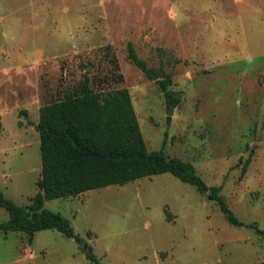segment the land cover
<instances>
[{
  "label": "rangeland",
  "instance_id": "rangeland-1",
  "mask_svg": "<svg viewBox=\"0 0 264 264\" xmlns=\"http://www.w3.org/2000/svg\"><path fill=\"white\" fill-rule=\"evenodd\" d=\"M128 43L169 74V116ZM82 75L95 91L127 90L146 151L189 162L242 225L162 173L45 201L79 244L0 232V264H264L246 226L264 231V0H0V192L15 205L37 192V109Z\"/></svg>",
  "mask_w": 264,
  "mask_h": 264
},
{
  "label": "trees",
  "instance_id": "trees-1",
  "mask_svg": "<svg viewBox=\"0 0 264 264\" xmlns=\"http://www.w3.org/2000/svg\"><path fill=\"white\" fill-rule=\"evenodd\" d=\"M126 59L147 80H159V88L167 104L177 98L167 87L169 74L159 65L147 67L131 44L126 45ZM120 78V77H119ZM18 124V123H17ZM34 130L38 135L40 177L37 192L25 206H17L0 192V209L7 220L0 232L22 233L30 242L34 233L55 230L77 244L67 219L43 208L45 201L65 199L89 190L167 173L182 183L192 185L199 194L213 201L228 224L241 226L219 196V186H206L193 166L163 150L146 151L127 90H98L82 75L77 90L62 99L40 106ZM253 228L264 242V231ZM92 264L96 261L87 255Z\"/></svg>",
  "mask_w": 264,
  "mask_h": 264
},
{
  "label": "water",
  "instance_id": "water-1",
  "mask_svg": "<svg viewBox=\"0 0 264 264\" xmlns=\"http://www.w3.org/2000/svg\"><path fill=\"white\" fill-rule=\"evenodd\" d=\"M172 106H173L172 104L169 105V107H168V109H167V113H166L167 116H169V115L171 114ZM87 252H88V249H86L85 254H86Z\"/></svg>",
  "mask_w": 264,
  "mask_h": 264
}]
</instances>
